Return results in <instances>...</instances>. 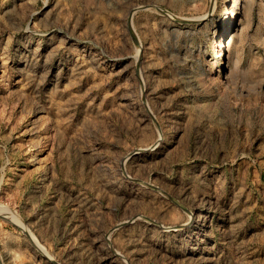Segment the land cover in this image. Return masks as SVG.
<instances>
[{
	"label": "rangeland",
	"instance_id": "obj_1",
	"mask_svg": "<svg viewBox=\"0 0 264 264\" xmlns=\"http://www.w3.org/2000/svg\"><path fill=\"white\" fill-rule=\"evenodd\" d=\"M0 264H264V0H0Z\"/></svg>",
	"mask_w": 264,
	"mask_h": 264
}]
</instances>
